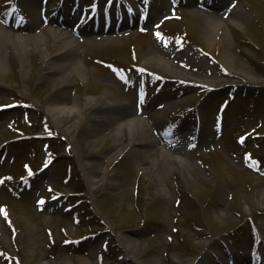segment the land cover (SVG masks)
Returning <instances> with one entry per match:
<instances>
[{
	"label": "rangeland",
	"instance_id": "obj_1",
	"mask_svg": "<svg viewBox=\"0 0 264 264\" xmlns=\"http://www.w3.org/2000/svg\"><path fill=\"white\" fill-rule=\"evenodd\" d=\"M41 1L0 0V264H209L227 252L243 264L264 252V0H63L80 5L66 15L83 28L73 56L85 68L66 92L42 81L33 40L3 29L57 25L32 18ZM95 10L120 17L91 26ZM60 98L70 129L48 115ZM136 116L153 143L130 144Z\"/></svg>",
	"mask_w": 264,
	"mask_h": 264
},
{
	"label": "bare ground",
	"instance_id": "obj_2",
	"mask_svg": "<svg viewBox=\"0 0 264 264\" xmlns=\"http://www.w3.org/2000/svg\"><path fill=\"white\" fill-rule=\"evenodd\" d=\"M66 11L67 8H65L64 6H62V8L61 6H58L55 12L59 15H63V18L61 22H58L56 19H52V21L59 24L69 25L70 21L68 17L64 15ZM5 14L9 19L13 20L14 16H10L8 12H5ZM32 15V18L38 17V15L34 12ZM27 27H29V25H27ZM3 29L8 33V35H14L20 38L23 37L26 40H33L30 44L26 42L27 46L39 49L43 54V58L47 60L45 71L42 75L43 82L53 81L55 85L59 86L61 90H64L66 92L71 87L75 75L82 74L85 71V68L82 66V64L76 60V57L73 56L75 45L78 41L71 33H74L73 28L69 27V29H65V27L61 28L60 25L39 27L40 31H38V33L36 32L34 34V32H29L27 36H22L21 34L16 33L13 27H4ZM26 71L27 68L23 70V73H25ZM62 99L63 98H60L59 101L51 102L58 106L52 107L48 111V115L52 121L58 124L66 120V128L70 129L74 124V121L76 120V118L74 117L75 113L73 111H69V108H67L65 105H62ZM120 109V115L126 113V110L123 107H121ZM129 122H134L137 124V127L134 130H131V133L140 135V137H136V139L131 141V145L135 146L139 140L143 142L142 145H144L145 142H147V144L149 141L151 142L152 139L142 137V135H144V132H148V129H150L151 127L149 121L136 116L135 119H131ZM151 143H153V141ZM153 150V159L158 164L160 163L167 165L168 159L167 157H165L163 151L161 149H159L158 151H155L156 149ZM230 255L231 258H236L235 253H230ZM212 261L213 262H209V264H225L221 260V254H218L217 257H213Z\"/></svg>",
	"mask_w": 264,
	"mask_h": 264
}]
</instances>
